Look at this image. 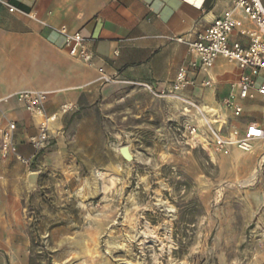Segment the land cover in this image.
<instances>
[{
	"label": "rangeland",
	"instance_id": "374dc122",
	"mask_svg": "<svg viewBox=\"0 0 264 264\" xmlns=\"http://www.w3.org/2000/svg\"><path fill=\"white\" fill-rule=\"evenodd\" d=\"M242 106L239 117L222 110L228 123L264 128V99ZM174 109L145 93L111 98L104 167L37 173L9 216L0 264H264V139L228 155L191 149L167 130Z\"/></svg>",
	"mask_w": 264,
	"mask_h": 264
},
{
	"label": "crops",
	"instance_id": "0c3cea01",
	"mask_svg": "<svg viewBox=\"0 0 264 264\" xmlns=\"http://www.w3.org/2000/svg\"><path fill=\"white\" fill-rule=\"evenodd\" d=\"M230 2L0 0V109L16 125L15 145L21 157H1L0 153L1 247L7 241L9 216L19 212L31 173L42 177L68 173V168L98 171L104 167L105 106L111 98L128 91L135 99L145 93L169 100L175 109L167 117V130L184 122V104L156 97L140 85L150 84L156 92L168 89L186 63V44L174 39L189 40L205 32ZM6 4L16 10L10 12ZM62 26L82 35L94 55L91 65L68 55L59 33ZM246 26L240 22L231 39L244 40L240 33ZM225 62L218 59L210 71L212 87L201 86L203 76L197 75L195 84L179 96L206 108L218 107L238 75L237 67L230 70V63ZM223 65L229 69L221 72L215 68ZM102 76L110 81L106 83ZM24 91L44 93L47 114L54 117L49 123L54 142L39 152L32 149L30 138L37 134L40 120L15 98ZM186 110L197 118L192 108ZM0 127L5 125L0 123Z\"/></svg>",
	"mask_w": 264,
	"mask_h": 264
},
{
	"label": "built area",
	"instance_id": "2783aa9c",
	"mask_svg": "<svg viewBox=\"0 0 264 264\" xmlns=\"http://www.w3.org/2000/svg\"><path fill=\"white\" fill-rule=\"evenodd\" d=\"M6 6L10 12L16 10ZM240 22L247 24L240 33L244 40H232ZM59 33L64 37L65 49L70 57L87 65L92 64L94 55L80 33H71L65 26L59 29ZM174 41L186 44V63L179 68L171 86L159 92L150 84L140 86L156 97H169L185 105V120L173 127V133L189 148L201 147L221 155H228L232 147L249 152L255 141L264 139V129L253 121L242 130L233 127L222 110L239 117L243 113V101L254 99L256 95L264 99V4L261 0H231L230 7L205 32L189 40L180 37ZM218 59L234 64L238 70L237 79L218 107L206 108L181 98L178 93L193 86L197 75L203 76L201 86H213L210 71ZM99 71L103 72L102 69ZM101 79L106 83L110 81L104 76ZM258 79L261 82L256 84ZM15 98L30 115L41 120L37 134L30 138L34 152L50 147L54 137L49 123L54 117L47 114L46 95L40 91H24L16 94ZM187 106L195 111L196 119L187 114ZM0 123L5 125V128L0 127L1 157L14 155L21 159L15 145L16 125L2 109Z\"/></svg>",
	"mask_w": 264,
	"mask_h": 264
},
{
	"label": "water",
	"instance_id": "95a60500",
	"mask_svg": "<svg viewBox=\"0 0 264 264\" xmlns=\"http://www.w3.org/2000/svg\"><path fill=\"white\" fill-rule=\"evenodd\" d=\"M119 155L126 162H128L129 164H133L134 158H133V156L131 154V151H130L129 146L125 145V146L120 147V149H119ZM37 177H38V174L37 173H35V172L34 173H31L28 176L27 183L30 186H34L36 184Z\"/></svg>",
	"mask_w": 264,
	"mask_h": 264
},
{
	"label": "bare ground",
	"instance_id": "6f19581e",
	"mask_svg": "<svg viewBox=\"0 0 264 264\" xmlns=\"http://www.w3.org/2000/svg\"><path fill=\"white\" fill-rule=\"evenodd\" d=\"M120 149V148H119ZM119 149H118V153H119ZM132 154V153H131Z\"/></svg>",
	"mask_w": 264,
	"mask_h": 264
}]
</instances>
